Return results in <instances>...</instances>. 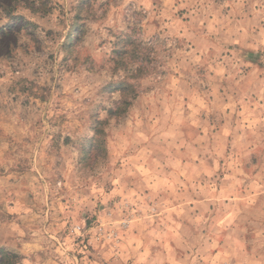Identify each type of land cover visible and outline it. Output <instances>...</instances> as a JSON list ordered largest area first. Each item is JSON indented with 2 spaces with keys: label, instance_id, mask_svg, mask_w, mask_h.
<instances>
[{
  "label": "clouds",
  "instance_id": "obj_1",
  "mask_svg": "<svg viewBox=\"0 0 264 264\" xmlns=\"http://www.w3.org/2000/svg\"><path fill=\"white\" fill-rule=\"evenodd\" d=\"M0 264H264V0H0Z\"/></svg>",
  "mask_w": 264,
  "mask_h": 264
}]
</instances>
